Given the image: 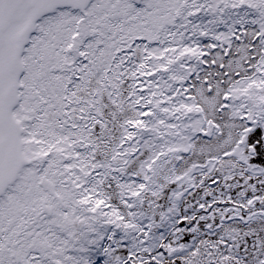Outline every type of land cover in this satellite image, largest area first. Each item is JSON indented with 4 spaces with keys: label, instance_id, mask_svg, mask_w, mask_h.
<instances>
[{
    "label": "snow or ice",
    "instance_id": "6c2138e0",
    "mask_svg": "<svg viewBox=\"0 0 264 264\" xmlns=\"http://www.w3.org/2000/svg\"><path fill=\"white\" fill-rule=\"evenodd\" d=\"M0 264H264V0H0Z\"/></svg>",
    "mask_w": 264,
    "mask_h": 264
}]
</instances>
